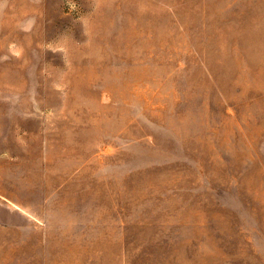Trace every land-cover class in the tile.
I'll use <instances>...</instances> for the list:
<instances>
[{"label":"rangeland","instance_id":"rangeland-1","mask_svg":"<svg viewBox=\"0 0 264 264\" xmlns=\"http://www.w3.org/2000/svg\"><path fill=\"white\" fill-rule=\"evenodd\" d=\"M0 264H264V0H0Z\"/></svg>","mask_w":264,"mask_h":264}]
</instances>
